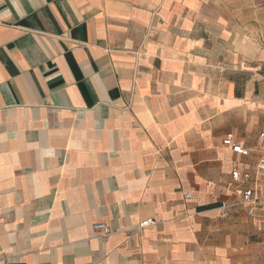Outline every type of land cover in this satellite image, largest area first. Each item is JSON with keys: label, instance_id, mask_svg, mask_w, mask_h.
<instances>
[{"label": "crops", "instance_id": "0c3cea01", "mask_svg": "<svg viewBox=\"0 0 264 264\" xmlns=\"http://www.w3.org/2000/svg\"><path fill=\"white\" fill-rule=\"evenodd\" d=\"M261 130L264 0H0V264H251Z\"/></svg>", "mask_w": 264, "mask_h": 264}, {"label": "built area", "instance_id": "2783aa9c", "mask_svg": "<svg viewBox=\"0 0 264 264\" xmlns=\"http://www.w3.org/2000/svg\"><path fill=\"white\" fill-rule=\"evenodd\" d=\"M255 143L247 147L235 142L231 136L223 141V146L232 154L243 160L240 168L230 171L225 189L234 195V199L220 204L222 217L234 212H243L251 221L254 230L264 232V130L258 132ZM189 199L190 194L185 193ZM156 222L149 219L139 223V229L150 228ZM93 230L101 232V238H107L112 231L103 224L93 225Z\"/></svg>", "mask_w": 264, "mask_h": 264}, {"label": "rangeland", "instance_id": "374dc122", "mask_svg": "<svg viewBox=\"0 0 264 264\" xmlns=\"http://www.w3.org/2000/svg\"><path fill=\"white\" fill-rule=\"evenodd\" d=\"M252 239H250L251 242ZM262 239L259 241L260 244L257 246L256 250L252 251L251 255V264H254L256 261L259 262V264H264V243L261 242ZM264 242V241H263Z\"/></svg>", "mask_w": 264, "mask_h": 264}]
</instances>
